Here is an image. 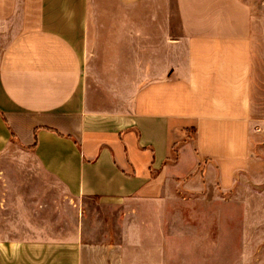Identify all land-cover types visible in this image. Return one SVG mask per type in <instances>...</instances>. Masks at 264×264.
Segmentation results:
<instances>
[{"label":"crops","instance_id":"0c3cea01","mask_svg":"<svg viewBox=\"0 0 264 264\" xmlns=\"http://www.w3.org/2000/svg\"><path fill=\"white\" fill-rule=\"evenodd\" d=\"M0 219V264H264V0H0Z\"/></svg>","mask_w":264,"mask_h":264},{"label":"rangeland","instance_id":"374dc122","mask_svg":"<svg viewBox=\"0 0 264 264\" xmlns=\"http://www.w3.org/2000/svg\"><path fill=\"white\" fill-rule=\"evenodd\" d=\"M251 183L253 185H255V179L251 178ZM251 195H252V202L254 203L255 193L253 192V193H251ZM250 210H251V213H250V216H249L248 219H255L254 208L253 209H249V211ZM240 211H241L240 207L238 205H234L233 204V207L231 208L232 219H241V217H240ZM1 225L3 227V219H0V228H1Z\"/></svg>","mask_w":264,"mask_h":264}]
</instances>
